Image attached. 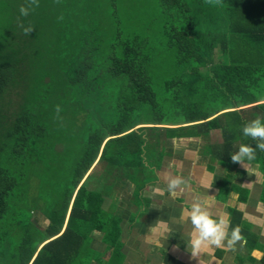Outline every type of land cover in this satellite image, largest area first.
<instances>
[{
	"label": "trees",
	"instance_id": "trees-1",
	"mask_svg": "<svg viewBox=\"0 0 264 264\" xmlns=\"http://www.w3.org/2000/svg\"><path fill=\"white\" fill-rule=\"evenodd\" d=\"M262 86L264 0H0V264H89L87 237L115 231L97 160L126 171L147 129L220 130L213 160L235 164Z\"/></svg>",
	"mask_w": 264,
	"mask_h": 264
},
{
	"label": "crops",
	"instance_id": "crops-1",
	"mask_svg": "<svg viewBox=\"0 0 264 264\" xmlns=\"http://www.w3.org/2000/svg\"><path fill=\"white\" fill-rule=\"evenodd\" d=\"M242 135L246 138L245 144L254 149L255 159L235 164L213 160L209 152L212 146L206 144L204 136L167 138L163 155L158 150L147 152L148 161L156 163L153 170L156 179L140 189L130 181L131 177L117 173L118 169L122 170L120 161L116 163L113 177L95 176V170L101 165L98 159L87 176L94 173L89 181L91 188H100L104 176L112 181L99 191L102 210L111 215L115 213L113 218L118 219L112 234L118 231L119 234L118 244L113 246L104 242V233L92 234V249L103 257L91 264H264V152L256 149L244 131L240 139ZM237 150L233 148L232 152ZM116 175L118 179H114ZM176 178L182 183L171 187L170 181ZM227 188L230 190L223 194ZM110 190L114 191L113 196ZM136 192L143 203L136 201ZM193 204H200L217 221L223 218L229 222L221 246L209 245L195 257L190 246L196 233L190 219ZM39 218L42 225L43 221L49 222L45 216ZM157 222L163 223L167 232L153 237L149 226ZM235 228L239 229L240 239L229 245Z\"/></svg>",
	"mask_w": 264,
	"mask_h": 264
},
{
	"label": "rangeland",
	"instance_id": "rangeland-1",
	"mask_svg": "<svg viewBox=\"0 0 264 264\" xmlns=\"http://www.w3.org/2000/svg\"><path fill=\"white\" fill-rule=\"evenodd\" d=\"M201 70L204 71L205 68H202ZM262 87H264V86H262ZM259 96L261 98H264V91L262 93H260ZM180 121H181V118L178 119L176 117H169L167 123H177V122H180ZM263 123H264V121H263ZM139 127H148V128H151V126H148V125H141ZM139 127H137V128H139ZM189 132H191V131H189ZM158 133L159 132H157L156 130H148L147 129V131L145 132V135H146V138H147L146 143L148 144V147L149 148H151L152 145L154 144L155 147H156V150H158L159 153L163 155L165 153V149H164L165 145L163 143L160 144V146L156 144L157 143V139H159ZM169 135L171 136L173 134L171 133ZM248 138H250V140L253 139L250 136H248ZM204 139H205V142H206L207 145L211 144V146H212V147H209V148H211L210 149L211 151L209 150V152H213L214 151V146L216 144H219V143L223 142V140H224L223 139V136H222V133H221L220 130L210 131V133L208 135L204 136ZM253 140L256 141L255 142V145L257 143H264V140H260V138L259 139H253ZM245 142H246V138H245V136H243L242 139L236 141L233 144V148L239 149V147L241 145L245 144ZM219 145H221V144H219ZM147 152H150V151L149 150H146L145 153L143 154V157L142 158L139 157L138 160H136V163L134 164V166H129V168H127L126 171L123 170V169L122 170L118 169V172L117 173L118 174H121V172H122L127 177L128 176L131 177V180L130 181L132 183L138 185L139 187H141V184L142 183H149L151 181H154L156 179V174H155V172L153 170H154V165H156V163L155 162H152V161H148L149 160V157H150V154H148ZM74 155H76V152H68V156L69 157H73ZM262 158L264 159V156H262ZM156 161H158V160H156ZM110 166H111V164H109V163H103V164L99 165L98 166L99 168L97 167V169L95 170V176L101 177L102 175H105L106 174V171L111 170L109 168ZM107 175L113 177L114 171H113L112 174H107ZM114 179H118V175H116ZM102 181L104 183L102 185H100V188L96 187L97 189L103 190L102 187H106L105 183L106 184L112 183V181H110L108 179H105V178H103ZM227 192H228V190H227ZM51 193H52V190H50L48 192V197L51 196ZM137 194H138V192H136V201L143 203L144 202L143 199L141 198L140 195L137 196ZM113 195H114V191L113 190H110V196H113ZM114 215H115V213H114ZM114 215H111V213H109V212L102 211V213H100L99 218H100L101 222L102 221H106L108 223V226H107L108 229H112L113 230L114 225H115L114 222L117 223V224H119L118 223V219L117 218H113ZM34 220H37L42 225L41 219L39 218V214L37 215L36 213H34ZM43 223H44V225L46 227L49 225V222L48 221H46V222L43 221ZM95 231L96 230H94L93 233ZM100 231L105 234V236H104L105 237L104 238V242L106 244H108L109 246H113V244H118L117 241H116V239H117V235L119 234V231L116 232V233L113 232V234L111 236H110V232L106 231L105 228L102 229V230L100 229ZM91 235H90V237L89 236L87 237V240H86L87 245L88 244H91V242H93V239H92ZM91 239H92V241H91ZM86 248L87 247H85L84 250ZM85 253L92 260L94 259L96 261H100V257H103L102 256L103 254H100L99 252H95L94 249H92V246H90L89 249ZM91 263H92V261H90L89 264H91Z\"/></svg>",
	"mask_w": 264,
	"mask_h": 264
},
{
	"label": "clouds",
	"instance_id": "clouds-1",
	"mask_svg": "<svg viewBox=\"0 0 264 264\" xmlns=\"http://www.w3.org/2000/svg\"><path fill=\"white\" fill-rule=\"evenodd\" d=\"M33 2H35V0H33ZM20 13L22 15H28V9L21 7ZM29 30L30 29H26V31ZM243 131L246 136H250L253 139L260 138V140H264V123L258 119L249 123ZM256 149L264 152V143H257ZM231 159L234 162L240 163H244L246 160L252 161L255 159L254 149L248 144H243L236 152L231 155ZM181 183L182 181L178 178L172 179L170 181V186L175 187ZM190 219L196 229V233L193 234V237L190 240L191 254L193 257L203 251L209 245H215L216 247L221 246V242L224 240L226 235L225 228L229 223L227 219L222 218L217 221L209 214L208 211H203L200 204L192 205ZM238 231V228H235L231 231L229 245H231L232 242L240 239ZM149 232L153 237L162 236L167 232V228L163 223L157 222L156 224L149 226Z\"/></svg>",
	"mask_w": 264,
	"mask_h": 264
},
{
	"label": "bare ground",
	"instance_id": "bare-ground-1",
	"mask_svg": "<svg viewBox=\"0 0 264 264\" xmlns=\"http://www.w3.org/2000/svg\"><path fill=\"white\" fill-rule=\"evenodd\" d=\"M235 41V40H234ZM245 41H246V39H245ZM244 45V44H243ZM85 48V47H84ZM62 52V51H61ZM257 53V52H256ZM233 59V58H232ZM123 76V75H122ZM41 91V90H40ZM127 91V90H126Z\"/></svg>",
	"mask_w": 264,
	"mask_h": 264
}]
</instances>
